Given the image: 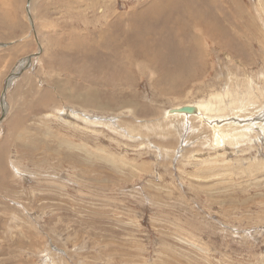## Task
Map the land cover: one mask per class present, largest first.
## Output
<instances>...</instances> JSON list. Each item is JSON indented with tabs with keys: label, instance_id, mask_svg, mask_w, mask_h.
Listing matches in <instances>:
<instances>
[{
	"label": "rangeland",
	"instance_id": "obj_1",
	"mask_svg": "<svg viewBox=\"0 0 264 264\" xmlns=\"http://www.w3.org/2000/svg\"><path fill=\"white\" fill-rule=\"evenodd\" d=\"M0 264H264V0H0Z\"/></svg>",
	"mask_w": 264,
	"mask_h": 264
},
{
	"label": "bare ground",
	"instance_id": "obj_2",
	"mask_svg": "<svg viewBox=\"0 0 264 264\" xmlns=\"http://www.w3.org/2000/svg\"><path fill=\"white\" fill-rule=\"evenodd\" d=\"M238 18H239V16H238V15H235L234 19H235V20H238ZM190 30H191V29H190ZM171 37H172V36H171ZM182 38H183V37H182ZM194 39H195V38H194ZM194 41H196V40H194ZM196 43L198 44V42H196ZM197 44H196V46H197ZM193 46H194V45H193ZM198 46H199V45H198ZM177 58H178V57H177ZM177 58H176V59H177ZM150 59H151V58H150ZM148 61H149V60H148ZM150 63H151V62H150ZM153 71H154V70H153ZM208 102H209V101H208ZM206 103H207V102H206ZM199 106H200V105H199ZM203 107H204V106H203ZM244 107H245V106H244ZM193 109H196V108L185 107V108H184L183 110H181V111H182V112H183V111H187V112H188V111H191V110H193ZM177 111H178V110H177ZM177 111H176L175 113H177ZM179 111H180V110H179ZM202 111H203V110H202ZM199 112H200V111H199ZM166 113H167V112H166ZM181 115H182V114H181ZM200 117H201V116H200ZM215 126H216V125H215ZM230 128H232V127H230ZM220 130H221V129H220ZM225 131H226V130H225ZM214 132L216 133V131H214ZM215 133H214V134H215ZM217 134H218V133H217ZM219 134H220V133H219ZM219 134H218V135H219ZM229 136H230V135H229ZM217 137H219V136L216 135L215 138L217 139ZM219 138H220V137H219ZM219 141H220V140H219Z\"/></svg>",
	"mask_w": 264,
	"mask_h": 264
},
{
	"label": "water",
	"instance_id": "obj_3",
	"mask_svg": "<svg viewBox=\"0 0 264 264\" xmlns=\"http://www.w3.org/2000/svg\"><path fill=\"white\" fill-rule=\"evenodd\" d=\"M6 86H7V83L5 82L4 89H5Z\"/></svg>",
	"mask_w": 264,
	"mask_h": 264
}]
</instances>
